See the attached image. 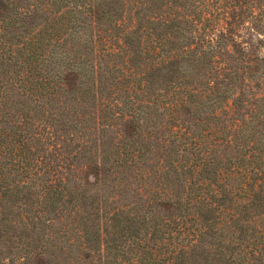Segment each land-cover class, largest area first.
<instances>
[{"label": "trees", "instance_id": "16d2710c", "mask_svg": "<svg viewBox=\"0 0 264 264\" xmlns=\"http://www.w3.org/2000/svg\"><path fill=\"white\" fill-rule=\"evenodd\" d=\"M261 36L264 0H0V264H264Z\"/></svg>", "mask_w": 264, "mask_h": 264}, {"label": "rangeland", "instance_id": "374dc122", "mask_svg": "<svg viewBox=\"0 0 264 264\" xmlns=\"http://www.w3.org/2000/svg\"><path fill=\"white\" fill-rule=\"evenodd\" d=\"M257 11V10H256ZM255 11V12H256ZM246 24V27L244 25ZM243 25V27L240 29L241 31L239 32L240 37L237 38L238 42H254L257 41L258 35L254 33V31H250V29H247L249 24V20L247 19L246 23ZM261 38L264 40V36H261ZM261 54H263V49Z\"/></svg>", "mask_w": 264, "mask_h": 264}]
</instances>
